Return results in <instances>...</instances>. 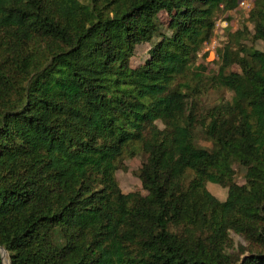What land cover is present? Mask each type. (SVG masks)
Wrapping results in <instances>:
<instances>
[{"label": "trees", "instance_id": "1", "mask_svg": "<svg viewBox=\"0 0 264 264\" xmlns=\"http://www.w3.org/2000/svg\"><path fill=\"white\" fill-rule=\"evenodd\" d=\"M238 2L0 0L9 264H264V0L214 71L197 64ZM137 156L141 189L123 193L116 172Z\"/></svg>", "mask_w": 264, "mask_h": 264}, {"label": "rangeland", "instance_id": "2", "mask_svg": "<svg viewBox=\"0 0 264 264\" xmlns=\"http://www.w3.org/2000/svg\"><path fill=\"white\" fill-rule=\"evenodd\" d=\"M253 4V0H249ZM227 15V14H226ZM223 15L218 17L216 23H215V29H214V34L210 42L203 48L198 54L197 58V64H202L206 68L207 71H214L217 66V49L222 46L224 43V40L226 39V31L229 30L230 32H234L238 29H241L242 27H248L250 31L252 30V25L246 21L248 17L243 16L242 11H237L235 10L234 12H231L227 16ZM226 17H229L226 19ZM164 18V21H166V18ZM223 21H226L227 24L224 26ZM246 44H249L248 42ZM261 43H260V46ZM148 49H149V44H140L136 47L135 53L133 57L130 60V65L132 68H136L143 64V62L147 59L148 57ZM207 52V56L205 61H202V55L203 53ZM236 67H233V70H236ZM231 97V93L228 91H225L221 94L219 93H213L210 92L207 96H202L200 100V107H204L207 104H213L217 103L220 101H226L229 100ZM162 127V126H160ZM199 143L204 146V147H209L210 145L207 142H202V140L199 141ZM143 160L142 156H137L131 160H126L125 161V166L127 167V171H117L116 172V178L118 180L119 186L122 190L123 193H128L133 190H138L141 189V184L139 180L135 176V171L139 168L141 162ZM235 171H236V182L240 185L244 184V169L240 167L234 166ZM206 189L211 192L213 195L216 197L223 199L224 198V191L220 189L219 187H215L214 185L210 183H206ZM144 193V192H142ZM231 237L234 242V247L235 245L241 243L244 245L243 240L236 236L235 234L231 233ZM7 258V253L2 252V258H3V263L5 264V260ZM8 260V258H7ZM9 264V261H8Z\"/></svg>", "mask_w": 264, "mask_h": 264}, {"label": "built area", "instance_id": "3", "mask_svg": "<svg viewBox=\"0 0 264 264\" xmlns=\"http://www.w3.org/2000/svg\"><path fill=\"white\" fill-rule=\"evenodd\" d=\"M252 8H253V4L249 0H239L238 7H237V11H242L243 16L248 17V15H249L250 11L252 10ZM223 24H224V26H226L227 22L226 21H223ZM204 54H206V56H207V52H205Z\"/></svg>", "mask_w": 264, "mask_h": 264}, {"label": "water", "instance_id": "4", "mask_svg": "<svg viewBox=\"0 0 264 264\" xmlns=\"http://www.w3.org/2000/svg\"><path fill=\"white\" fill-rule=\"evenodd\" d=\"M5 252V250H3V248L0 247V256H1V259H2V262H3V258H2V252ZM4 264V263H3Z\"/></svg>", "mask_w": 264, "mask_h": 264}, {"label": "bare ground", "instance_id": "5", "mask_svg": "<svg viewBox=\"0 0 264 264\" xmlns=\"http://www.w3.org/2000/svg\"><path fill=\"white\" fill-rule=\"evenodd\" d=\"M6 258V257H5ZM5 264H8V260H7V258H6V260H5Z\"/></svg>", "mask_w": 264, "mask_h": 264}, {"label": "clouds", "instance_id": "6", "mask_svg": "<svg viewBox=\"0 0 264 264\" xmlns=\"http://www.w3.org/2000/svg\"><path fill=\"white\" fill-rule=\"evenodd\" d=\"M205 45H206V44H205ZM205 45H204V46H205ZM203 48H204V47H203ZM203 54H204V53H203Z\"/></svg>", "mask_w": 264, "mask_h": 264}]
</instances>
